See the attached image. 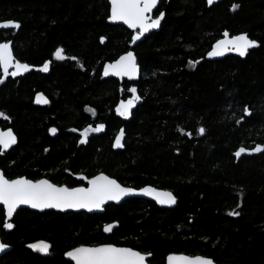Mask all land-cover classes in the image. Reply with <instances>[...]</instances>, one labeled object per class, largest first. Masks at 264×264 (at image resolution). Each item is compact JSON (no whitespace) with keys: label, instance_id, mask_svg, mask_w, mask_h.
I'll list each match as a JSON object with an SVG mask.
<instances>
[{"label":"trees","instance_id":"16d2710c","mask_svg":"<svg viewBox=\"0 0 264 264\" xmlns=\"http://www.w3.org/2000/svg\"><path fill=\"white\" fill-rule=\"evenodd\" d=\"M158 10V29L131 48L137 80L119 82L100 78V66L127 50L131 32L105 22L107 0H0V20L19 24L0 30V40L11 39L14 57L30 67L0 83V129L16 137L0 152L2 174L74 186L82 183L76 175L102 172L176 199L164 208L128 197L97 213L17 209L8 230L0 206V241L10 245L0 264H72L67 249L104 242L148 252V264H163L170 252L264 264V0H159ZM223 30L257 46L212 59ZM58 48L64 59L54 56ZM44 61L47 72L33 69ZM34 91L48 103L33 105ZM133 95L134 108L120 115L118 100ZM89 125L103 129L79 143ZM119 127L122 148L113 149ZM239 146L262 150L235 158ZM36 240L48 243V254L27 246Z\"/></svg>","mask_w":264,"mask_h":264},{"label":"snow or ice","instance_id":"6c2138e0","mask_svg":"<svg viewBox=\"0 0 264 264\" xmlns=\"http://www.w3.org/2000/svg\"><path fill=\"white\" fill-rule=\"evenodd\" d=\"M209 4L213 0H208ZM111 15L110 19L113 21H123L130 28L139 29L137 34L133 37V41L138 40L144 32L150 28H155L159 25L164 13H160V17L152 19L149 23V14L156 7L158 0H110ZM237 7L236 5L233 6ZM18 28L19 24L13 21L0 22V28ZM224 39L218 41L209 56L223 55L224 52L236 51L241 56L247 54L248 50L257 46L255 41L248 38L246 34L229 38L228 33L224 34ZM57 59H64L63 49H57L55 53ZM15 67V72H9V66ZM0 69L3 70L4 75H20L29 70V65L20 62L14 63V57L9 43L0 44ZM43 71H48V63L43 66ZM135 57L131 52L125 56H121L114 64L106 65L105 75L109 72L118 76L133 77L136 74ZM135 93V89L131 90ZM139 97L133 95V99L127 103H122L117 111L122 116H127L129 110L133 106L135 100ZM37 102L47 104L48 100L43 94H38ZM89 111H93L89 109ZM247 111V109H246ZM0 113V116H3ZM103 129V125L95 128L91 126L84 129L81 133V143L86 142L89 132H99ZM55 133L56 129H50ZM201 133L204 129L199 130ZM123 130L116 137L115 147H122ZM16 143V137L11 130L7 132H0V151L9 148ZM255 151H261V147L257 146ZM246 149L241 148L236 155L240 156ZM89 187L68 188L64 186H56L48 180L42 179L38 181H31L23 177L8 180L0 173V204L5 208L6 216L11 217L19 205H30L33 208H88L99 209L106 201L119 200L122 196L131 192V189L122 188L115 180L109 179L107 176L101 174L88 181ZM148 194L155 193V196L161 204H174L175 197L168 192H155L154 189H145ZM238 215V213H232ZM5 228H12L11 223L5 222ZM113 225H105L104 231L110 232ZM6 245L0 244V250H3ZM33 249L41 252H47L49 245L46 242H38L30 245ZM67 255L75 261V264H145L146 256L140 252L134 251L130 248L115 247L113 245H101L96 247L80 246ZM169 264H213L208 258L203 257H185L170 255L168 257Z\"/></svg>","mask_w":264,"mask_h":264},{"label":"water","instance_id":"95a60500","mask_svg":"<svg viewBox=\"0 0 264 264\" xmlns=\"http://www.w3.org/2000/svg\"><path fill=\"white\" fill-rule=\"evenodd\" d=\"M206 1V5H210L209 4V2H208V0H205ZM217 1H219V0H213V3H215V2H217ZM107 2H108V15H107V17L105 18V22L106 23H108V24H121V25H123L125 28H127L130 32H131V35H130V40H129V42H128V48H127V50L126 51H124V52H122V53H120L119 55H117L114 59H112V60H108V61H104L102 64H101V66H100V71H99V77L100 78H106V77H113V78H115V79H117L119 82L122 80V79H125V80H127V81H135V80H137V78H138V74H139V68H138V65L136 64V58H135V64H136V69H137V71H136V74H135V76H133V77H129V76H118V75H115V74H113V73H111V72H109V74L108 75H105V67H106V65H109V64H114L116 61H118L119 59H120V57L121 56H125V55H127V53H129V52H131L132 54H133V56L135 57V55H134V52H133V50L131 49L134 45H135V43L136 42H138L139 40H141L142 39V37L145 35V34H147L149 31H153V30H157L158 29V27H159V25L157 26V27H155V28H150L147 32H144L143 33V35H141L140 36V38L138 39V40H135V41H133V37L137 34V32L139 31V29L137 28V29H133V28H130L126 23H124L123 21H113V20H111L110 19V15H111V3H110V0H107ZM212 4V3H211ZM157 6V5H156ZM156 8V7H155ZM154 8V9H155ZM154 9L152 10V12L154 11ZM152 12L149 14V16H150V20H149V23L151 22V20L152 19H157V18H159L160 17V13H163L162 11H160L155 17H152ZM7 21H13V20H0V22H7ZM14 22V21H13ZM8 28H10V27H8ZM0 29H4V28H0ZM225 33H228V35H229V38H231V37H235V36H239V35H237V34H234V35H230L229 34V32L228 31H226V30H223L221 33H220V36L211 44V46H210V48H209V52H211L212 50H213V47H214V45L218 42V41H220V40H222V39H224L225 37H224V34ZM101 39L99 40L100 42H103V37H100ZM3 43H9V44H11V41L10 40H7V41H1L0 42V44H3ZM12 51V50H11ZM208 52V53H209ZM229 54H231V55H235V56H239L240 54L238 53V52H236V51H228V52H224V54L223 55H219V56H210L212 59H217V58H222L223 56H225V55H229ZM13 55V54H12ZM14 57V56H13ZM18 60L14 57V63L15 62H17ZM18 62H20V61H18ZM20 63H22V64H26V63H24V62H20ZM9 69H13L14 71H16V69H15V67H13V66H9ZM2 70V69H1ZM3 71V70H2ZM24 73V72H23ZM38 94H42L41 92H36L35 94H34V96H33V103L35 104V105H41L42 103H38L37 102V96H38ZM44 96V95H43ZM45 97V96H44ZM46 98V97H45ZM129 100H132V99H129ZM129 100H122V99H119L118 100V103H117V107H119L122 103H127ZM134 106H135V101H134V103H133V106L131 107V109L129 110V112L134 108ZM50 129H54L53 127H49L48 128V133L50 134V135H54L55 133H52L51 131H50ZM8 130H10V129H3V130H1L0 132H7ZM121 130H122V127H119L118 128V130H117V132L114 134V136H113V138H112V142H111V147L113 148V149H120V148H122V147H115L114 145H115V142H116V137L120 134V132H121ZM12 131V130H11ZM13 133V132H12ZM14 134V133H13ZM123 136H124V134H123ZM121 143H122V141H121ZM14 145V144H13ZM13 145H11V146H13ZM10 146V147H11ZM241 148H244V149H246V151H244L243 153H241V155L243 154V155H249V154H256V153H258L259 151H255L254 149H256L257 148V146H254V147H252V148H246V147H243V146H239V147H237L234 151H233V155H234V157L235 158H238L239 156H237L236 155V153H237V151L239 150V149H241ZM8 149V148H7ZM0 173H2L1 172V170H0ZM101 174H103V175H105V176H107L109 179H112V180H115L114 178H112V177H110V176H108V175H106V174H104V173H102V172H98V173H95V174H93V175H91V176H89V177H81V179L84 181V185H74V186H66V185H64V184H55V183H53V182H51L50 180H48L47 178H44V177H41V178H38V179H35V180H31V179H28V178H26V177H24V176H17V177H13V178H6V179H8V180H15V179H18V178H21V177H23V178H25V179H28V180H31V181H33V182H35V181H38V180H42V179H45V180H48L49 182H51L52 184H55L56 186H64V187H68V188H79V187H89V184H88V181L89 180H91L92 178H94V177H96V176H98V175H101ZM116 181V180H115ZM122 188H127V189H131L132 191L131 192H129L128 194H126V195H124V196H122L119 200H109V201H106L104 204H103V206L105 205V204H108V203H114V204H116V203H119V202H121V201H123L124 199H126V198H128V197H140V198H144V199H148V200H151V201H153L158 207H164V208H168V207H172L174 204H161V203H159L158 202V200H157V198H156V196H155V193H153V194H148L147 192H145L144 190L145 189H154L155 190V192H168V193H171L172 194V192L170 191V190H168V189H164V188H157V187H154V186H151V185H148V184H146V185H143V186H140V187H131V186H125V185H122V184H120L118 181H116ZM173 195V194H172ZM174 196V195H173ZM175 197V196H174ZM176 200V199H175ZM0 206L2 207V209H3V213H4V224H5V222H8L9 223V220L11 219V217L9 218V217H7L6 216V212H5V208H4V206L2 205V204H0ZM103 206L101 207V208H99V209H96V208H93V209H88V208H65V209H60V208H33V207H31L30 205H19L18 207H17V209L18 208H27V209H31V210H38V211H42V210H54V211H61V212H64V211H84V212H87V213H93V212H101L102 211V209H103ZM16 209V210H17ZM15 210V211H16ZM105 225H113V227L114 226H116V222L115 221H112V222H109V223H106V224H104L103 226H102V232L103 233H105V234H108V233H110V232H105L104 231V227H105ZM0 244H3V245H6L7 247H5L3 250H0V256L5 252V251H7V250H9L10 249V245H8V244H5V243H2L1 241H0ZM101 245H113V246H115V247H121V248H130V247H128V246H121V245H115V244H112V243H107V242H104V243H99V244H90V245H83V244H79V245H76V246H73V247H71V248H69V249H67L65 252H63V254H62V256H63V258L64 259H66V260H69L72 264H75V261H73L72 260V258L71 257H69L68 255H67V253L68 252H70V251H72L73 249H75V248H77V247H80V246H86V247H96V246H101ZM130 249H132V250H134V251H137V252H140L141 254H143V255H145L146 256V259L148 258V257H150V253H148V252H141V251H139V250H136V249H134V248H130ZM170 255H175V256H185V257H190V258H195V257H203V258H208V259H210L212 262H213V264H217V263H215L211 258H209V257H206V256H202V255H199V254H195V255H189V254H184V253H174V252H170V253H167V254H165V256H164V263L163 264H169V262H168V257L170 256ZM145 264H148L146 261H145Z\"/></svg>","mask_w":264,"mask_h":264},{"label":"flooded vegetation","instance_id":"af4514ba","mask_svg":"<svg viewBox=\"0 0 264 264\" xmlns=\"http://www.w3.org/2000/svg\"><path fill=\"white\" fill-rule=\"evenodd\" d=\"M158 2H159V0H158ZM157 6H158V3H157ZM157 6H156V8H157ZM156 8L154 9V11L152 12V17H155L160 11L158 10V11H156ZM4 29H13V27H10V28H4ZM4 29H0V30H4ZM7 40H10L11 41V39H5V40H0V42L1 41H7ZM11 43H12V41H11ZM11 45V44H10ZM12 50V49H11ZM13 54V53H12ZM14 56V55H13ZM19 61V60H18ZM21 62V61H20ZM25 63V62H24ZM45 63H48V65H49V61H44L41 65H39V66H35L33 69L34 70H37V71H41V72H47V71H43L42 69H43V66H44V64ZM29 69H30V67H29ZM9 72L11 73V72H15L13 69H9ZM27 72V71H26ZM26 72H24V73H26ZM24 73H21L20 75H22V74H24ZM7 76H9L10 78H13V77H15V76H13V75H4V73H3V71L0 69V83L7 77ZM16 76H19V75H16ZM36 92H38V91H34L33 92V94H32V97H31V101H32V104L33 105H35L34 103H33V96H34V94L36 93ZM39 92H41L42 93V91H39ZM43 94V93H42ZM44 95V94H43ZM45 97H46V95H44ZM47 98V97H46ZM130 99V98H129ZM129 99H122V100H129ZM47 100H48V98H47ZM45 104H41V105H36V106H44ZM118 108V107H117ZM91 125H89L88 127H90ZM87 127V128H88ZM95 127H97V126H95ZM95 127H92V128H95ZM49 128V127H48ZM54 128V127H53ZM3 129H10V128H3ZM3 129H0V131L1 130H3ZM55 129V128H54ZM11 130V129H10ZM48 131V130H47ZM55 133H56V131H55ZM91 133H95L94 131L93 132H89L88 133V135L89 134H91ZM49 134V133H48ZM50 135V134H49ZM52 136V135H51ZM81 140H82V136H80L79 137V143L81 142ZM12 147V146H11ZM10 148V147H9ZM8 148V149H9ZM8 149H5V150H3V151H6V150H8ZM3 151H0V152H3ZM20 176H23V175H20ZM15 177H17V176H15ZM25 177V176H24ZM75 177H77L78 179L80 178L81 179V177H83V176H81V175H76ZM13 178V177H12ZM38 178H41V177H37V178H35V179H38ZM45 178V177H44ZM28 179H31V178H28ZM35 179H31V180H35ZM82 180V179H81ZM79 185H84V181L82 180V183L81 184H79ZM2 208V207H1ZM18 209H24V208H18ZM27 209V208H26ZM29 210H31V209H29ZM32 211H38V210H32ZM43 211V210H42ZM15 213V212H14ZM13 213V214H14ZM2 214H3V224H2V226H3V228H4V230H8L9 228H5L4 227V213H3V209H2ZM13 216V215H12ZM42 240H36V241H33L32 243H28L27 244V246L28 247H30V245H33V244H37L38 242H41ZM44 242V241H43ZM47 243V242H46ZM48 244V243H47ZM32 250H36V249H33L32 247H30ZM36 251H38V250H36ZM39 252V254H43V255H46V254H48V251L47 252H41V251H38Z\"/></svg>","mask_w":264,"mask_h":264},{"label":"rangeland","instance_id":"374dc122","mask_svg":"<svg viewBox=\"0 0 264 264\" xmlns=\"http://www.w3.org/2000/svg\"><path fill=\"white\" fill-rule=\"evenodd\" d=\"M55 53H56V52H55ZM55 53H54V56H55ZM194 63H195V61H194ZM191 64H192V63L189 62L187 66H190ZM190 67H191V66H190Z\"/></svg>","mask_w":264,"mask_h":264},{"label":"bare ground","instance_id":"6f19581e","mask_svg":"<svg viewBox=\"0 0 264 264\" xmlns=\"http://www.w3.org/2000/svg\"><path fill=\"white\" fill-rule=\"evenodd\" d=\"M260 147H262V146H260Z\"/></svg>","mask_w":264,"mask_h":264}]
</instances>
